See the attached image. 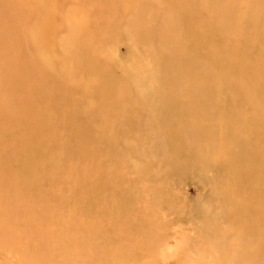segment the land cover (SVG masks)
<instances>
[{
	"label": "rangeland",
	"instance_id": "obj_1",
	"mask_svg": "<svg viewBox=\"0 0 264 264\" xmlns=\"http://www.w3.org/2000/svg\"><path fill=\"white\" fill-rule=\"evenodd\" d=\"M0 264H264V0H0Z\"/></svg>",
	"mask_w": 264,
	"mask_h": 264
},
{
	"label": "bare ground",
	"instance_id": "obj_2",
	"mask_svg": "<svg viewBox=\"0 0 264 264\" xmlns=\"http://www.w3.org/2000/svg\"><path fill=\"white\" fill-rule=\"evenodd\" d=\"M162 141H158L157 144H160Z\"/></svg>",
	"mask_w": 264,
	"mask_h": 264
}]
</instances>
